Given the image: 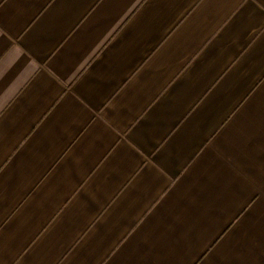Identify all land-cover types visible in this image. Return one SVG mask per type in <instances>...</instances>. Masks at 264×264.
Masks as SVG:
<instances>
[{
    "label": "crops",
    "instance_id": "obj_1",
    "mask_svg": "<svg viewBox=\"0 0 264 264\" xmlns=\"http://www.w3.org/2000/svg\"><path fill=\"white\" fill-rule=\"evenodd\" d=\"M0 264H264V0H0Z\"/></svg>",
    "mask_w": 264,
    "mask_h": 264
}]
</instances>
